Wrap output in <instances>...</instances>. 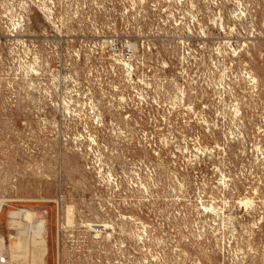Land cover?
Returning <instances> with one entry per match:
<instances>
[{"label": "rangeland", "instance_id": "obj_1", "mask_svg": "<svg viewBox=\"0 0 264 264\" xmlns=\"http://www.w3.org/2000/svg\"><path fill=\"white\" fill-rule=\"evenodd\" d=\"M0 203V264H264V0H0Z\"/></svg>", "mask_w": 264, "mask_h": 264}, {"label": "bare ground", "instance_id": "obj_2", "mask_svg": "<svg viewBox=\"0 0 264 264\" xmlns=\"http://www.w3.org/2000/svg\"><path fill=\"white\" fill-rule=\"evenodd\" d=\"M17 211V210H16ZM23 209H18V214H19V216L21 217L22 215H23ZM17 214V213H16ZM69 214H71V213H69ZM14 216V215H13ZM17 221H19V220H17V219H15L14 220V222H17ZM22 221V220H21ZM23 222V221H22ZM36 222V221H35ZM39 222H41V221H39ZM44 225V224H43ZM25 227V226H24ZM21 228V227H20ZM34 230V229H33ZM40 231H42V230H40ZM38 233H39V231H38ZM36 235H37V233H35ZM40 234H42V233H40ZM41 236V235H40ZM43 237V236H42ZM38 239V235L37 236H33V241L34 240H37Z\"/></svg>", "mask_w": 264, "mask_h": 264}, {"label": "built area", "instance_id": "obj_3", "mask_svg": "<svg viewBox=\"0 0 264 264\" xmlns=\"http://www.w3.org/2000/svg\"><path fill=\"white\" fill-rule=\"evenodd\" d=\"M2 205H3V204L0 203V213H1Z\"/></svg>", "mask_w": 264, "mask_h": 264}]
</instances>
